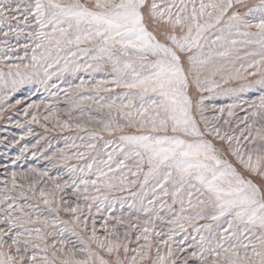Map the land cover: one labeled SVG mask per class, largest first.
Listing matches in <instances>:
<instances>
[{"label": "snow or ice", "instance_id": "1", "mask_svg": "<svg viewBox=\"0 0 264 264\" xmlns=\"http://www.w3.org/2000/svg\"><path fill=\"white\" fill-rule=\"evenodd\" d=\"M0 264H264V0H0Z\"/></svg>", "mask_w": 264, "mask_h": 264}, {"label": "rangeland", "instance_id": "2", "mask_svg": "<svg viewBox=\"0 0 264 264\" xmlns=\"http://www.w3.org/2000/svg\"><path fill=\"white\" fill-rule=\"evenodd\" d=\"M0 150H3L2 148H0Z\"/></svg>", "mask_w": 264, "mask_h": 264}]
</instances>
